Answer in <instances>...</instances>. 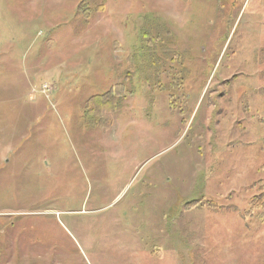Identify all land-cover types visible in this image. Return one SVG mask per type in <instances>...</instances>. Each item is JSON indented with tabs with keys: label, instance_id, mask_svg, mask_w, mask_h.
<instances>
[{
	"label": "rangeland",
	"instance_id": "374dc122",
	"mask_svg": "<svg viewBox=\"0 0 264 264\" xmlns=\"http://www.w3.org/2000/svg\"><path fill=\"white\" fill-rule=\"evenodd\" d=\"M260 182L264 0H0V264H264Z\"/></svg>",
	"mask_w": 264,
	"mask_h": 264
},
{
	"label": "trees",
	"instance_id": "16d2710c",
	"mask_svg": "<svg viewBox=\"0 0 264 264\" xmlns=\"http://www.w3.org/2000/svg\"><path fill=\"white\" fill-rule=\"evenodd\" d=\"M97 100H107L111 103H116V98L112 94L96 96ZM261 186L257 187L259 194L253 198L250 204V208L245 212V218L254 216V211H262L264 213V183L260 182ZM259 183V184H260ZM263 215L261 216V218Z\"/></svg>",
	"mask_w": 264,
	"mask_h": 264
}]
</instances>
